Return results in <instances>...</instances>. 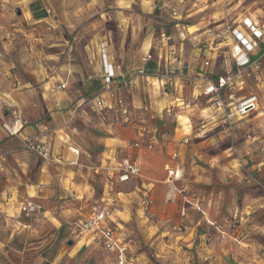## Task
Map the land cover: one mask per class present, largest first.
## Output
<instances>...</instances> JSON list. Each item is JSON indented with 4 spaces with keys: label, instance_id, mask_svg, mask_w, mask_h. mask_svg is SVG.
<instances>
[{
    "label": "crops",
    "instance_id": "1",
    "mask_svg": "<svg viewBox=\"0 0 264 264\" xmlns=\"http://www.w3.org/2000/svg\"><path fill=\"white\" fill-rule=\"evenodd\" d=\"M6 2L0 0V10ZM15 2L21 5H14L13 11L20 9V15L15 13L13 19L3 12L0 15V156L4 157L0 211L8 214L0 225V249L25 236H44L39 242L54 243L60 229L65 237L53 263L65 254L88 248L96 240L94 234L86 232L80 237L76 225L103 205L105 171L96 167L106 164L112 155L122 157L133 151L142 156L141 173L111 195L119 207L112 226L118 227L124 244L136 250L134 258L127 255L132 264L140 258L149 260L144 249L152 246L159 254L165 249L180 257L177 264H192L190 258L195 254L207 264H264V190L254 184H264V105L233 119L230 131L221 111L205 115L196 102L188 106L203 118L200 128L192 127L188 115L185 128L177 119L183 111L177 103L179 88L185 80L194 89H203L207 85L204 76L215 80L232 63L227 40L213 41L203 20L220 15L233 25L244 16L264 29V0ZM170 8H175L174 15ZM202 13L204 16L191 20ZM160 19L175 22L169 34L173 47L158 39L156 50L149 29L152 23L156 29ZM92 26L98 27L91 31ZM190 27L195 30L189 31ZM196 34L205 42L202 49L191 41ZM103 40L108 42L109 61L115 68L112 85L127 105L128 116L112 107L108 94L100 113L83 105L100 91L103 65L97 45ZM262 44L259 51L264 50ZM146 53L151 54L149 61L144 59ZM204 60L208 65H202ZM142 68L146 74H139ZM212 71L220 73L211 75ZM62 83L66 87L57 89ZM12 111L26 125L20 134L10 136L1 124ZM157 119L161 126L153 148H134L135 141L145 142L155 135ZM37 121L47 125L48 146L60 163H46L24 151L21 135H32ZM231 147L236 149L232 156ZM203 148L217 149L226 162L209 159L204 168L193 164L192 152ZM174 152L175 160L171 158ZM166 164L181 170L180 182L193 187L194 192L188 191L200 200V211L186 205L181 215V199L165 200ZM213 183L222 185L221 191L201 188ZM142 198L149 200V206L140 204ZM23 200L39 203L52 214L29 227L24 219L15 223L11 217L18 214ZM132 220L137 226L130 229L126 223ZM134 231L140 243H130L133 236L126 239ZM67 239L75 243L71 248Z\"/></svg>",
    "mask_w": 264,
    "mask_h": 264
},
{
    "label": "built area",
    "instance_id": "2",
    "mask_svg": "<svg viewBox=\"0 0 264 264\" xmlns=\"http://www.w3.org/2000/svg\"><path fill=\"white\" fill-rule=\"evenodd\" d=\"M200 1V0H197ZM175 8H170V13L175 14ZM221 19L217 16H208L204 20V29L210 34L215 42L227 40L229 47L230 59L232 65L230 69L219 75L217 79L213 80L209 76H204L207 85L203 88V94L208 96L211 101V109L219 110L223 113V118L228 130L231 129L233 119L243 118L249 110L258 109V101L256 95L249 96H235L231 92L227 98H224L222 91L226 88L233 90L234 87L243 88V77L249 75L250 71H259L261 62L264 59V50L259 53L261 44H264V29L260 25L248 17L241 16L237 23H226L225 30L218 32L216 28ZM159 39L168 46L173 47L172 37L164 30L160 31ZM262 44V45H263ZM99 59L103 65V72L101 75L100 91L96 95L88 98L83 102L90 111L100 113L106 106L105 95L108 94L112 99V107L116 108L120 114L128 116L129 109L125 104L123 98L118 95L117 87L112 85L114 78V64L109 61L110 53L108 52V42L106 40L100 41L97 45ZM173 51V49H172ZM145 61L151 59V54L146 53ZM208 60L202 62L203 66L208 65ZM139 74H146L142 68ZM166 75V74H165ZM164 75V76H165ZM163 78V77H162ZM65 83L60 84L56 88L64 89ZM53 91V90H52ZM26 125L21 116L12 111L8 120L2 122L1 127L10 136L18 135ZM35 132L32 135L22 134L23 149L29 154H33L46 163H53L60 161L52 155L47 143V136L49 129L46 124L37 121L33 124ZM156 137L151 135L146 142L135 141L132 146L137 149H152ZM186 143L187 137L183 139ZM73 153L77 150L71 149ZM231 153L235 154L236 149L231 147ZM177 153L171 154V158L175 160ZM3 156H0V168L2 167ZM142 156L136 152H129L122 157L112 155L107 158L106 164H99L96 168L105 171L104 176V194L102 195V204L99 208H95L89 216L80 220L76 225V232H90L94 234L95 239L100 244L102 249L108 253L115 255L117 264H132V261L127 257V247L120 238L118 227L112 226V219L114 214L119 210L118 204L112 198V194L116 193L119 186L128 182L131 178L137 177L141 173ZM164 183L166 185L165 200L167 202H175L178 198L182 200L183 205L180 209V214L184 215L186 205H191L200 211V200L193 194H190L187 187L182 183H177L181 179V170L170 165H164ZM258 183V186L264 190V184ZM140 204L144 207L149 205L147 198H142ZM18 214L11 217L15 223H20V219L28 221L27 227L30 223H41L45 217L51 215L52 212L45 210L39 203L23 200L19 202L17 208ZM6 212L0 211V225L2 218L7 217ZM217 226L215 223H211Z\"/></svg>",
    "mask_w": 264,
    "mask_h": 264
},
{
    "label": "rangeland",
    "instance_id": "3",
    "mask_svg": "<svg viewBox=\"0 0 264 264\" xmlns=\"http://www.w3.org/2000/svg\"><path fill=\"white\" fill-rule=\"evenodd\" d=\"M15 1L16 0H7V2H6L7 5L5 4L3 11L0 10V15L3 12L5 14H9L11 19H13L16 16L15 12L13 11V6L14 5H16V6L21 5V4H16ZM18 7H20V6H18ZM201 15L204 16V13H202L198 16L192 17L191 20L194 21L195 19H197ZM217 17H220V15ZM187 19H189V18H187ZM203 22H204V20H203ZM221 23H222V25H218V27L216 28V30L218 32H222L223 30H225L226 22H224L222 20ZM200 25H203V23H201ZM151 26L152 27H151V29H149V32L153 31L152 42L155 43L154 44L156 47L155 49L157 50V48H159L158 47V45H159L158 39L159 38L157 37L158 31L155 29V23H152ZM157 26H159V24ZM97 27L98 26H96V27L92 26L90 29H91V31H95L97 29ZM26 28H27V26L25 25V29ZM170 30H171V32H173V29H170ZM194 30H195V27L189 28V31H194ZM201 30L202 29H199V30H197V32L201 31ZM66 34H67V32H66ZM155 38H157V39H155ZM191 41L195 42V47H198V48L200 47L201 49H202L203 45H205V42L202 41L201 36H198V34H196L195 39H192ZM173 43L175 44V40H173ZM207 43L208 42H206V44ZM188 45L191 46L190 48H192L194 46V45H191V43ZM28 46L29 45H27V48H29ZM221 51H223V49H221ZM223 52H225V51H223ZM259 53H262V51H259ZM226 59L228 61L227 55H226ZM228 62L231 63V61H228ZM231 65H232V63H231ZM216 73H220V72H215V71H212V73L210 72L211 75H214ZM243 80H244L243 88L239 89L236 86V87H234V89L232 91L229 90L228 88H226L222 91L223 97L227 98V96L231 92H234L236 97H238V96H249V95L254 94L257 96L258 106L261 107V105H264V59L261 62L260 70L255 71V72L250 71L249 75H246L243 77ZM164 86H165V84H164ZM202 87L199 86L198 89H194L195 88L194 85L186 79L184 85L180 86V88H179L180 89V91H179L180 100L177 101V103H179V106L182 108L181 110H183V111L182 112L180 111V113H179L180 116L177 119L180 121V124L182 126H184V128L186 126V123L189 124L188 119H186V115L190 116V123H191L193 128H200V125L204 122V120L201 116H196L197 114L195 113L194 110H189L190 109V107L188 106L189 104L196 102L197 106L199 108L200 107L202 108V109H200V110H202L201 112L205 115H206V113L214 110V109L210 108L212 100L208 99L206 97V95L203 94V92H202L203 89H201ZM171 92H174V90ZM175 92H176V90H175ZM194 108H195V106H194ZM257 111H259V109L256 110V112ZM205 115H204V117H205ZM170 125H172V124H170ZM217 153H218V151L215 148L207 149V150H205L203 148V150H199L196 153L192 152V157H191L190 161L193 164L194 163L199 164L198 166H200V168L201 167L204 168V165L208 164L209 159H213L214 161H217L219 163L220 162L221 163L226 162L227 158H225L224 156H222V157L218 156ZM215 155H217L218 158H217V156L212 157ZM230 155L232 156V153ZM258 155H257V157H259ZM193 160H195V161L193 162ZM202 172H204V171L202 170ZM180 181H178L177 183H181ZM187 184H188L187 182L184 184L187 187V189H189L191 192H194L193 190L190 189L193 187L191 185H189V184L187 185ZM254 184H255V186L258 185V183H256V182H254ZM198 185L200 186V184H198ZM208 187H210V189H205ZM257 187H260V186H257ZM201 188L203 189V191L211 190V191L219 192V191H221L220 189L222 188V185H220L219 183H213V184H208V185L204 184V185H202ZM130 222H127L128 224L126 223V225H128L130 227V229H133L134 226L135 227L137 226L135 221L132 220ZM122 229H121V231H122ZM83 233H86V232H82V233L76 232V234L80 235V237L83 236ZM132 236H133L134 241H131L130 243H134V242L140 243L137 241L138 236H137L135 231L132 232L131 234L126 235V239L127 238L129 239ZM43 238H44V236H40L37 239L35 238V236H25V237L18 238L14 243H8L7 245L10 248L6 247L7 250H4L2 248L0 249V264H42L45 259H49L51 256V250H50V248H48L50 244L39 242V241H42ZM76 239H79V237ZM74 244L75 243H73L69 247L71 248ZM63 245L67 246L64 243H63ZM65 246H64L63 250H65ZM146 248H145V250H146L147 255H149V260L146 258H140L137 262L133 260L134 264H177L179 261L178 259L180 257L173 255L171 251L167 252L165 249H163V250H161V253L159 254V252L155 251V248L153 246L148 248V249H146ZM138 250L140 251L141 247H139ZM77 251L78 250H76V252H72V254H70V255H67V254L63 255L59 259L58 262L53 263V264H117L115 255H113L112 253H108V252L104 251L102 249V247L100 246V244L97 242V240H93L91 243L88 244V249H84V251L82 253L83 256L81 258L77 259V261H74V260L70 261V258L73 257L77 253ZM127 251H128L127 255L129 257L134 258L135 254H136V250L127 247ZM156 254H158L159 256H157ZM36 258H37V261H39V262H36ZM190 261L192 264H203L202 261H200L199 258L197 257V254H195L194 256H191Z\"/></svg>",
    "mask_w": 264,
    "mask_h": 264
},
{
    "label": "trees",
    "instance_id": "4",
    "mask_svg": "<svg viewBox=\"0 0 264 264\" xmlns=\"http://www.w3.org/2000/svg\"><path fill=\"white\" fill-rule=\"evenodd\" d=\"M157 12H158V10L157 9H155L154 10V14H157ZM159 23L161 24H159V26H157L156 25V30L158 31V38H159V34H160V27H163V30L167 33V34H170L171 33V30L170 29H172V28H174L175 27V22H173V21H170V22H166V21H164L163 19H160V21H159ZM155 39H157V38H155ZM155 41V40H154ZM217 79V78H216ZM207 98H208V96H206ZM161 120H155L154 121V123L156 124V131H155V135L154 136H157V134H158V130H159V128H160V126H161ZM151 136V135H150ZM146 142V141H145ZM258 186V185H257ZM37 224H39V223H37ZM64 237H65V235L62 233V229H60L59 230V233H58V235H57V239L55 240V242L54 243H48V244H50L49 245V247L48 248H50V250H51V256H50V258L49 259H45L44 261H43V263L42 264H53V260H54V258L56 257V254H57V251H58V249L60 248V246H61V243H60V240H63L64 239ZM17 240V239H16ZM16 240H14L13 241V243L16 241ZM6 247H9L7 244H5V245H2L1 246V248L2 249H4V250H7V248ZM10 248V247H9ZM84 249H88L87 247H82L73 257H71L70 258V261H72V260H74V261H77V259H79V258H81L83 255H82V253H83V251H84ZM145 250V249H144ZM203 264H207L206 262H202Z\"/></svg>",
    "mask_w": 264,
    "mask_h": 264
},
{
    "label": "water",
    "instance_id": "5",
    "mask_svg": "<svg viewBox=\"0 0 264 264\" xmlns=\"http://www.w3.org/2000/svg\"><path fill=\"white\" fill-rule=\"evenodd\" d=\"M14 11H15V13L17 15H20V9L16 8ZM66 244L69 245V246H71L73 244V242H72L71 239H67Z\"/></svg>",
    "mask_w": 264,
    "mask_h": 264
}]
</instances>
